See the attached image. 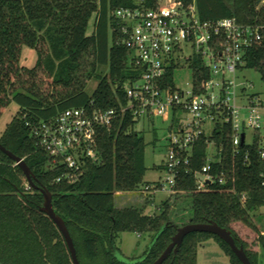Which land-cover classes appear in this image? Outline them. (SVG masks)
<instances>
[{
	"label": "trees",
	"instance_id": "obj_1",
	"mask_svg": "<svg viewBox=\"0 0 264 264\" xmlns=\"http://www.w3.org/2000/svg\"><path fill=\"white\" fill-rule=\"evenodd\" d=\"M141 1L147 7L157 2L0 0V115L11 101L20 107L0 136V143L22 157L37 181L51 192L52 206L65 221L82 264H123L114 255L119 250V233L148 234L152 240L167 223L148 253L146 247L142 254L147 253L146 257L135 263L152 264L177 227L207 221L229 229L252 264H264V228L253 221V213L264 207V157L257 131L253 143L241 145L236 153L231 125H216L212 139L221 150L209 172L219 177L205 191H196L195 173L206 163L208 144L204 136L196 140L188 172L181 169L174 189L177 194L184 193L181 200L189 202L186 222L175 221L167 200L158 214L144 212L148 201L142 206H115L116 193H133L145 184V138L135 129L139 120L130 112L122 114L111 127L98 128L95 138L100 161H87L76 182L56 181L62 168L51 165L50 157L31 135L34 125L66 108L88 105L119 109L126 103L123 86L137 78L140 70L129 64L130 51L117 43L112 11ZM195 5L201 20L235 17L259 27L261 39L245 52L242 68L256 70L264 81V0H195ZM93 13V31L87 34ZM23 45L38 52L34 68L20 64ZM101 65L107 67L104 75L98 70ZM199 67L198 58L192 62L196 81L201 79ZM39 73L50 79L49 91L42 89ZM93 77L99 82L88 94L85 86ZM26 184L20 167L0 150V264H72L61 232L40 210L43 195ZM240 193L246 197L243 203ZM210 237L218 241L231 264H242L217 235L197 231L187 234L179 250L162 264H196L200 243Z\"/></svg>",
	"mask_w": 264,
	"mask_h": 264
},
{
	"label": "built area",
	"instance_id": "obj_2",
	"mask_svg": "<svg viewBox=\"0 0 264 264\" xmlns=\"http://www.w3.org/2000/svg\"><path fill=\"white\" fill-rule=\"evenodd\" d=\"M112 17L117 43L130 51L128 62L140 73L123 86L127 101L119 109L70 107L32 127L31 135L48 154L51 165L63 170L56 181L76 182L87 161L99 162L98 128L111 127L126 111L139 121L160 118L167 123L162 167L167 172L169 194L175 192L181 169L188 172L194 144L202 136L208 144L207 160L195 173L196 191L208 190L219 177L209 172L221 150L212 139L217 124L231 125L236 153L241 145L253 143L257 131L264 157V100L248 90L252 84L241 75L245 52L261 39L257 25L241 23L235 17L201 20L195 0H166L152 7L141 1L115 8ZM198 58L201 79L196 81L192 62ZM182 69L188 73L178 82L177 72ZM163 188L156 181L143 184L141 192L153 198ZM238 197L242 203L246 198L244 193Z\"/></svg>",
	"mask_w": 264,
	"mask_h": 264
},
{
	"label": "rangeland",
	"instance_id": "obj_3",
	"mask_svg": "<svg viewBox=\"0 0 264 264\" xmlns=\"http://www.w3.org/2000/svg\"><path fill=\"white\" fill-rule=\"evenodd\" d=\"M165 1L166 0H157L160 4ZM94 18L95 14L93 13L87 24V34H91L93 31ZM19 61L21 65L27 68H34L38 61V52L36 48L29 45H23ZM98 70L103 75L107 73V67L104 65L99 66ZM187 73V70H179L177 72V81L180 82V79L185 77ZM241 75L247 83L252 84L248 90L257 93L264 100V81L261 79L260 74L254 69L244 68ZM40 77L42 89L44 91H49L51 87L50 79L45 74H40ZM98 82L99 79L97 77L89 79L86 83L85 91L88 94H92L98 85ZM19 110V105L15 101H11L8 107L0 115V136L14 116L18 114ZM262 112L264 119V111ZM167 128V123L163 122L160 118H142L135 125V129L138 132H141L145 138L144 161L146 169L143 175V183L160 181L164 185V188L156 190L153 194V198H147L145 194L141 192V186L133 193H116L114 203L116 207L122 208L128 206H142L148 201L144 212L158 214L164 201L167 200L172 206L171 211L175 221L186 222L190 211L188 208L189 202L186 198L181 200V198L185 197L183 192L179 194L176 192H170L169 194V188L165 181L167 172L162 167L167 153ZM246 133L249 137L251 129H247ZM253 221L260 225V227L262 226L264 228V207L257 209L253 213ZM150 240L151 237L148 234L140 236L133 232H121L116 238V246L125 257L134 259L143 254ZM196 264H231V262L229 256L225 254L218 244V241L214 237H210L200 243Z\"/></svg>",
	"mask_w": 264,
	"mask_h": 264
},
{
	"label": "water",
	"instance_id": "obj_4",
	"mask_svg": "<svg viewBox=\"0 0 264 264\" xmlns=\"http://www.w3.org/2000/svg\"><path fill=\"white\" fill-rule=\"evenodd\" d=\"M241 141L243 142V134L241 135ZM0 150L3 151L11 159H13L15 161V164H17L20 167L28 184L34 189H38L41 192V194L43 195V203L40 206V210L53 220L58 230L61 232L66 242L72 264H82L77 257L76 248L74 246L73 239L69 233L65 221L61 216H59L55 212L52 206L51 192L37 181L35 175L33 174L30 167L22 157L14 154L12 151L7 149L1 143H0ZM167 227L168 224L166 223L156 232L152 240L147 245L148 248L147 253L154 245L157 238L166 230ZM195 231L209 232L217 235L220 239H222L229 245L232 252L236 255V257L241 261L242 264H252L246 252L244 251L242 245L237 243L231 231L225 227L220 226L215 221L187 222L177 227L175 233L171 237V241L169 242V244L165 247L162 253L153 261L152 264H162L170 256L171 253H176L179 250L184 237L187 234ZM146 254L136 257L134 259H130L125 257L119 250H115L114 252L116 259L123 264H135L137 262H140L146 257Z\"/></svg>",
	"mask_w": 264,
	"mask_h": 264
}]
</instances>
